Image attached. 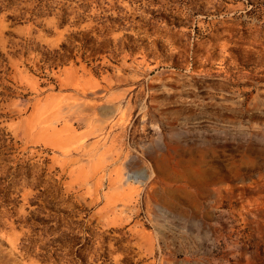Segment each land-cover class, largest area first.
Listing matches in <instances>:
<instances>
[{
	"label": "rangeland",
	"instance_id": "obj_1",
	"mask_svg": "<svg viewBox=\"0 0 264 264\" xmlns=\"http://www.w3.org/2000/svg\"><path fill=\"white\" fill-rule=\"evenodd\" d=\"M0 264H264V0H0Z\"/></svg>",
	"mask_w": 264,
	"mask_h": 264
}]
</instances>
